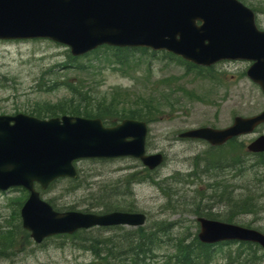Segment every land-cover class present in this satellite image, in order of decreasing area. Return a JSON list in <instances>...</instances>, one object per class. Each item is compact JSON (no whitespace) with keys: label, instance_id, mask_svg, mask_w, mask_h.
<instances>
[{"label":"rangeland","instance_id":"374dc122","mask_svg":"<svg viewBox=\"0 0 264 264\" xmlns=\"http://www.w3.org/2000/svg\"><path fill=\"white\" fill-rule=\"evenodd\" d=\"M241 1L253 7L264 25V0ZM150 52L143 56L134 52L123 64L114 63L108 54H86L76 57L80 68L73 69L65 65L70 52L64 45L46 39L0 40V114L28 113L32 107L55 103L69 96L67 85L72 83L97 97L126 93L130 100L152 105L154 119H146V150L164 155L163 163L151 172L156 183L143 180V166L133 158L81 159L75 163V183L63 179L42 197L56 206L75 204L83 211V202L92 204L97 195L110 193L111 203L132 208L120 210L145 213L144 226L176 221L173 236L181 235L187 226L196 231L194 208L216 213L212 214L215 220L232 216V222L264 233V153L245 150L264 128L223 148L177 138L183 130L225 127L235 115L250 116L264 109V94L245 75L248 63L215 64L204 70ZM51 67H60L61 72L44 73ZM55 81V87L47 90ZM22 192L15 188L0 192V225H15L14 239L0 254V264H94L91 254L81 248L82 240L74 244L49 237L35 243L28 232H21L17 202ZM235 205L247 212L241 214ZM229 248L235 245L215 252L210 264H229L224 260ZM257 264H264V257Z\"/></svg>","mask_w":264,"mask_h":264},{"label":"water","instance_id":"95a60500","mask_svg":"<svg viewBox=\"0 0 264 264\" xmlns=\"http://www.w3.org/2000/svg\"><path fill=\"white\" fill-rule=\"evenodd\" d=\"M39 37L67 45L74 56L105 44L166 50L205 66L223 59L250 60L246 74L264 91V31L237 0H0V39ZM263 121L264 111L235 116L226 128L198 127L179 136L216 145L251 132ZM146 134L144 121L128 118L104 126L98 118L74 115H0V190L22 187L28 192L19 214L35 242L93 225H141L145 215L139 212L56 211L34 184L46 189L59 177H76L73 161L82 158L134 157L152 169L163 157L145 153ZM247 148L263 151L264 135ZM197 220L202 242L252 241L264 249V234L255 229Z\"/></svg>","mask_w":264,"mask_h":264},{"label":"trees","instance_id":"16d2710c","mask_svg":"<svg viewBox=\"0 0 264 264\" xmlns=\"http://www.w3.org/2000/svg\"><path fill=\"white\" fill-rule=\"evenodd\" d=\"M140 52V56L147 54V50L143 48H114L102 46L94 50L90 55L99 57L102 54H108L113 59L114 63L123 64L134 52ZM154 55L155 52H150ZM163 56L174 58L179 63L187 67H195L192 64L182 61L180 58L168 55ZM128 57V58H127ZM73 69H79L78 58L68 55V61L65 63ZM59 69L60 67H51L44 73ZM61 72V71H60ZM43 73V74H44ZM56 81L47 90L55 87ZM69 96L58 100L55 103H45L42 108L32 107L28 109V114L40 118H47L57 116L60 114L79 115L84 117H98L104 124L112 125L122 118L140 119L145 120L154 118L151 113V104L146 101H135V99H128L127 94L124 96L111 93L108 98L103 96L92 95L88 91H82L79 86L74 83L68 84ZM122 96V97H121ZM130 103L131 105L137 104L136 108L122 109V104ZM141 109L140 107H143ZM157 114V112H155ZM144 172L141 174L144 181L156 183L150 171L142 168ZM66 179L75 183L76 179L61 178L53 181L49 187L50 189L54 184L61 180ZM74 183H72L74 185ZM130 183V182H128ZM129 185V184H128ZM23 191L22 189H19ZM45 190V191H47ZM43 191V192H45ZM25 197V192H22L19 198L18 206L22 203ZM97 200L92 204L83 202L86 212H107L111 210L132 209L129 207L118 206L111 203L109 199L112 197L110 193H101L97 195ZM112 200V199H111ZM48 203L56 210H75V204L58 205L56 206L50 199ZM236 207V205H235ZM236 209H238L236 207ZM77 210V209H76ZM241 214L246 213L247 209H238ZM236 210L238 213L239 211ZM128 211V210H127ZM192 212L197 216H205L213 218L211 211H201L197 208L192 209ZM233 212H230L232 214ZM213 214V215H212ZM233 217L226 218V222H232ZM176 221H158L153 222L147 226H140L136 228H127L124 226L112 227H93L86 230H78L73 234H58L54 238H62L74 243L81 241V248L87 251L92 256L94 264H210L215 252H224L225 246L235 245V248H229L225 261L229 264H257V262L264 257V251L255 243L250 242H219L216 244H205L198 240L196 232H191L190 227L187 226L181 235H171L172 230L175 228ZM18 229L22 231L18 222ZM14 227L0 225V254H4L6 249H9V242L14 239ZM250 227V226H249ZM112 232L111 234H106ZM173 236V237H170ZM261 249V250H260ZM226 264V263H225Z\"/></svg>","mask_w":264,"mask_h":264},{"label":"flooded vegetation","instance_id":"af4514ba","mask_svg":"<svg viewBox=\"0 0 264 264\" xmlns=\"http://www.w3.org/2000/svg\"><path fill=\"white\" fill-rule=\"evenodd\" d=\"M254 16H255V23H256L257 27H258L259 29H263V30H264V25H262V24L258 21V15H257L256 13H254ZM260 128H264V123H262V124L256 126V128H255L254 132L252 133V135L255 134V133H257V131H258ZM260 134H264V132H262V133H260ZM260 134H256L255 137L258 136V135H260ZM255 137H254V138H255ZM236 139H238V138H232V139L228 140V141L225 142L223 145H221L219 148H221V147L223 148L226 144H228V143H232V142L235 141ZM233 155H236V154H233Z\"/></svg>","mask_w":264,"mask_h":264}]
</instances>
